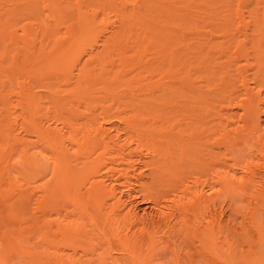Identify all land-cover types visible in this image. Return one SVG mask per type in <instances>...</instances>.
I'll use <instances>...</instances> for the list:
<instances>
[{
  "label": "bare ground",
  "instance_id": "obj_1",
  "mask_svg": "<svg viewBox=\"0 0 264 264\" xmlns=\"http://www.w3.org/2000/svg\"><path fill=\"white\" fill-rule=\"evenodd\" d=\"M0 72L14 191L4 158L37 145L39 250L17 257L264 264V0H0Z\"/></svg>",
  "mask_w": 264,
  "mask_h": 264
},
{
  "label": "rangeland",
  "instance_id": "obj_2",
  "mask_svg": "<svg viewBox=\"0 0 264 264\" xmlns=\"http://www.w3.org/2000/svg\"><path fill=\"white\" fill-rule=\"evenodd\" d=\"M14 79L15 78L13 77V75L7 72L6 73L0 72V132L2 128L5 126V122H6L5 119L6 118L5 110L7 103L6 96L8 95L9 91L12 90L15 86ZM263 119L264 117H262V120ZM18 139H19L18 144L16 143V145L13 147L11 151L12 153H14V155L10 157L8 154L7 156H5L4 159L8 161L11 160V165H14L13 163H15L14 165L15 168L13 167L11 168L13 171L10 177L15 181L20 182L21 185L23 184L22 189L16 191H14L15 189H11V187L9 186V182L7 181V173H3L2 170L5 164L0 166V175H1L0 177V264H30L27 258L17 257L16 254L13 252L12 247L19 248L23 246L25 248L24 252L26 251L30 252L33 258L35 257L36 251L39 250V246L37 243L38 240L37 228L41 226L42 214L33 210L34 209L33 206L36 199L38 198L37 197L38 194L37 192H33V191L23 193L24 191L23 188L25 189L27 185L26 183L21 181L22 179L20 180L21 176H19V174L22 172V170H24V168L22 167L19 168V164H17L23 162V158L21 156V149L24 150L25 148L28 147L30 153H33L35 149H37V145H35L34 142L30 144V142L29 141L26 142L25 139L21 140V136H19ZM35 161L38 162V160H34V162L31 164V166H34V168L33 167L32 168L34 170L40 169L42 173L43 168H41L42 165L41 163H39L41 161L39 160L38 164L37 162L35 163ZM18 168L20 169L21 172L19 171ZM14 169L15 170L18 169V174H16L17 172ZM37 170L36 172H40V170L39 171ZM137 171L138 173L142 172L143 174L146 172V169L143 168L142 166L141 167L138 166ZM136 175H135L136 179L140 180L139 178H137ZM144 175L142 176L143 179H145ZM138 176L140 177L139 174ZM140 199L136 201L137 202L136 204L134 203V205L137 208V211L140 214L148 213L150 210L153 209V205H151L147 201L143 202L142 199L141 200ZM46 227L47 228H45V225H43L44 230L43 229L42 230L44 232H47L49 229L48 226ZM237 245L236 248L239 247L238 251L239 249H241L240 251L242 252V255H245V253L247 252L249 253L250 251L249 249H248L249 251L246 252L248 245L246 246L244 244H241L242 246L239 245L238 247ZM247 254L243 257H248Z\"/></svg>",
  "mask_w": 264,
  "mask_h": 264
}]
</instances>
